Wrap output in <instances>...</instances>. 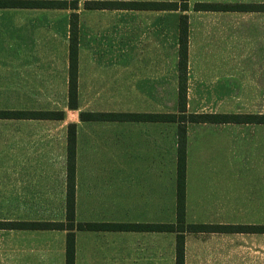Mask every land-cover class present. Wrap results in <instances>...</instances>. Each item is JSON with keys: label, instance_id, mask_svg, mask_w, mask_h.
I'll use <instances>...</instances> for the list:
<instances>
[{"label": "crops", "instance_id": "crops-1", "mask_svg": "<svg viewBox=\"0 0 264 264\" xmlns=\"http://www.w3.org/2000/svg\"><path fill=\"white\" fill-rule=\"evenodd\" d=\"M84 1L0 6V264H65L69 127L73 264H175L180 13ZM187 5L185 114L264 115V0ZM184 127L183 264H264V122Z\"/></svg>", "mask_w": 264, "mask_h": 264}, {"label": "trees", "instance_id": "trees-1", "mask_svg": "<svg viewBox=\"0 0 264 264\" xmlns=\"http://www.w3.org/2000/svg\"><path fill=\"white\" fill-rule=\"evenodd\" d=\"M6 5H33L46 7H61L71 10L77 8V0H56V1H26V0H0V6ZM129 7L137 8L141 6H152L151 3L129 2ZM115 6L114 2L107 0H85L84 8L90 9H107V7ZM154 8L166 10H178L181 12L178 24V97L176 113H160L158 119L160 121H174L178 123L177 132V171H176V220L174 223H161L159 228L161 231L176 232V252L175 264H183V223H184V174H185V127L184 123L187 119L196 122H230V121H248V122H264V115H232V114H185L186 103V76H187V18L183 13L188 5L187 0L179 1H160L153 3ZM231 4L221 3H195V10H231L234 8ZM244 8L252 6L246 5ZM261 7H263L261 5ZM77 14L72 11L70 13L69 22V76H68V105L75 107L76 105V57H77ZM47 115V114H46ZM61 116L60 113L56 114ZM154 115V119L157 117ZM151 119V116H149ZM73 173H74V135L68 129L67 138V202H66V222H47V228L67 229L65 244V264H73V239L70 229V221L72 216V206L70 198L73 194ZM90 226V225H88ZM243 229H257L263 231V227H245Z\"/></svg>", "mask_w": 264, "mask_h": 264}, {"label": "rangeland", "instance_id": "rangeland-1", "mask_svg": "<svg viewBox=\"0 0 264 264\" xmlns=\"http://www.w3.org/2000/svg\"><path fill=\"white\" fill-rule=\"evenodd\" d=\"M164 1H179V0H164ZM195 3L193 4L194 7ZM179 13L181 14V12L179 11Z\"/></svg>", "mask_w": 264, "mask_h": 264}]
</instances>
